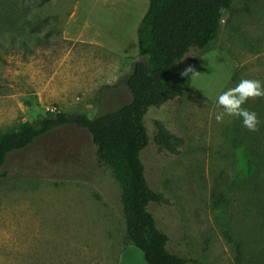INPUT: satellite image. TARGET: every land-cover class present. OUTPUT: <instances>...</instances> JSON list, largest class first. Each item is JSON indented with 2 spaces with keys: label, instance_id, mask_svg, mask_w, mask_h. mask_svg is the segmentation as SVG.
<instances>
[{
  "label": "rangeland",
  "instance_id": "374dc122",
  "mask_svg": "<svg viewBox=\"0 0 264 264\" xmlns=\"http://www.w3.org/2000/svg\"><path fill=\"white\" fill-rule=\"evenodd\" d=\"M149 3L0 0V131L47 111L94 116L129 102L121 80L138 59ZM182 62L192 68L186 95L145 115L147 177L168 200L149 208L181 256L237 264L239 241L244 264H264V0H234L212 46L192 49ZM243 104L258 112L249 123ZM157 121L184 138L179 153L154 142ZM85 140L60 130L28 149L29 169L9 160V178L0 179V264H147L128 239L110 170L52 176L34 157L76 161ZM239 142L258 153L252 174ZM220 193L225 203L215 200Z\"/></svg>",
  "mask_w": 264,
  "mask_h": 264
},
{
  "label": "trees",
  "instance_id": "16d2710c",
  "mask_svg": "<svg viewBox=\"0 0 264 264\" xmlns=\"http://www.w3.org/2000/svg\"><path fill=\"white\" fill-rule=\"evenodd\" d=\"M233 1L150 0L138 26V59L121 80L130 90L131 100L113 111L94 116L82 111H47L29 124L21 122L1 130L0 179L9 178L7 165L11 158H15L16 165L23 162L24 168L29 169L32 153L28 149L53 133L66 129L76 135H85L88 140L82 143L80 151L77 150L76 161L62 165L50 161L46 163L42 160L45 159L44 154L33 153L35 159L44 165L40 168H45L52 176L74 175L68 172L76 171L78 176H85L93 174L96 168H107L120 188L128 239L143 252L146 263L202 264L198 259L181 256L169 248L170 236L158 226L149 208L153 203L164 204L168 200L151 186L147 177L142 153L151 138L145 115L152 107L186 95L191 85L192 68L182 61L192 49L206 50L212 46ZM109 87L105 85L101 88V98ZM242 93L246 94V88ZM245 101L244 98L242 102ZM255 110L254 106L242 105L247 123L251 121L248 118L258 114ZM156 124L158 129L154 142L168 152L179 153L184 138L169 130L163 122L157 121ZM235 146L244 157L247 172H256L259 168L256 161L258 153L255 156L250 147L240 142ZM46 159H49L47 155ZM85 161L87 165H84ZM82 167L84 172H81ZM61 169L67 170L61 172ZM215 200L217 203L227 201L223 193ZM224 229L226 238L232 241L229 228L225 226ZM234 242L236 262L244 264L241 242Z\"/></svg>",
  "mask_w": 264,
  "mask_h": 264
}]
</instances>
